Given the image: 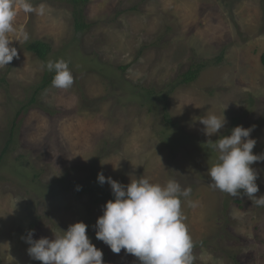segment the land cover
<instances>
[{"label": "rangeland", "instance_id": "1", "mask_svg": "<svg viewBox=\"0 0 264 264\" xmlns=\"http://www.w3.org/2000/svg\"><path fill=\"white\" fill-rule=\"evenodd\" d=\"M31 2L46 13L19 12L15 27L29 39L12 41L18 58L0 68V154L12 140L0 163V264H42L23 237L32 230L33 239L54 240L77 222L88 225L104 264H140L96 239L108 200L80 192L101 172L125 186L143 176L192 189L187 199L197 206L182 199L191 264H264V207L210 187L207 174L215 141L236 126L252 129L253 154L264 156V0H90L92 26L82 32L67 0ZM37 39L51 45L44 60L26 48ZM61 59L73 85L35 92L53 73L47 62ZM203 63L193 82L174 86ZM148 89L160 97L154 104ZM223 114L224 128L206 136L200 117ZM251 167L264 196V161ZM48 185L57 189L49 198Z\"/></svg>", "mask_w": 264, "mask_h": 264}, {"label": "clouds", "instance_id": "2", "mask_svg": "<svg viewBox=\"0 0 264 264\" xmlns=\"http://www.w3.org/2000/svg\"><path fill=\"white\" fill-rule=\"evenodd\" d=\"M21 11L43 16L46 7L44 4L37 7L31 0H0V68L18 58L17 48L10 46L12 41L22 43L29 39V34L14 24ZM13 33L17 39L11 38ZM46 68L55 73L54 88L67 90L73 85L74 77L65 60L48 61ZM199 122L205 135L211 137L224 128L227 120L224 114L223 118L206 115ZM251 131L236 126L230 135L220 136L213 145L217 162L209 167L207 174L211 178L210 187L233 198L246 196L252 205L264 207V196H256L258 175L251 167L257 161H264V156L253 154L256 140L250 138ZM98 182L111 186L114 200L103 206V215L95 225L96 239L115 254L123 249L138 258L140 264H191L192 241L182 214V199L190 207L197 206L195 201L187 199L191 196L190 187L182 188L174 179L165 185L151 183L143 176L125 186L106 178L102 172L98 174ZM87 229L84 222H77L54 240L33 239L32 230L23 239L30 245L29 256L42 264H104L103 251L91 243Z\"/></svg>", "mask_w": 264, "mask_h": 264}, {"label": "trees", "instance_id": "3", "mask_svg": "<svg viewBox=\"0 0 264 264\" xmlns=\"http://www.w3.org/2000/svg\"><path fill=\"white\" fill-rule=\"evenodd\" d=\"M90 0H67V3L72 7V13H73V18H74V23H75V30L76 32H82L84 30H87L89 27L92 26V24L87 23L85 20V16H84V8L86 6V4L89 2ZM26 48L28 50H31L33 52H35L37 54V56L41 59H46L47 56L49 55V53L51 52V45L48 42L42 41V40H33L31 41L29 44L26 45ZM221 58V57H218ZM220 60V59H219ZM261 60L263 62L264 65V53L261 57ZM206 64V63H205ZM205 64H192L187 70H185L183 73L180 74V78H178L176 81L177 83L174 84V86H176L177 84H184V83H190L193 82L196 78H198L201 70L204 68ZM55 75V73L53 72L51 75V78L48 80L47 76L43 79L42 84H40L38 86L37 91H40L41 89L46 88L48 85H50L52 83V79L53 76ZM2 79H0L1 82ZM3 81L5 82V79H3ZM148 100L146 103L151 104V103H156V101H158L159 99L156 97V93H153V89H148ZM166 98V97H165ZM166 107H164V120L167 123L169 128H172V130H175V124L173 123L172 119L170 118V114L166 111ZM239 122H237L235 125H237ZM173 139L175 138H171L168 140L173 141ZM11 139L8 138L7 140V147L4 148V151L0 154V163L2 162V158H4L5 154L7 153L10 144H11ZM38 175L36 174L34 175V180H38ZM95 185L91 186H87L84 187L83 189H81L80 194L82 193H91L92 195L96 194L98 192L97 199H96V203H101L102 201H106V200H114V195L113 193L109 192L108 190L103 189L100 186V183L98 182V176L95 175ZM45 189H48V191L46 192V196L47 198L57 194V189H52V185H48L45 186ZM35 223L33 222V227H34Z\"/></svg>", "mask_w": 264, "mask_h": 264}]
</instances>
